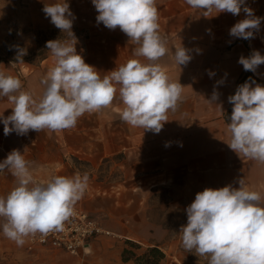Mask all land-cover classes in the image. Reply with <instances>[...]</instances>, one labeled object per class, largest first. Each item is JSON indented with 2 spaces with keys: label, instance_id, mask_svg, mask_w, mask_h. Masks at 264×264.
I'll use <instances>...</instances> for the list:
<instances>
[{
  "label": "clouds",
  "instance_id": "obj_1",
  "mask_svg": "<svg viewBox=\"0 0 264 264\" xmlns=\"http://www.w3.org/2000/svg\"><path fill=\"white\" fill-rule=\"evenodd\" d=\"M96 21L109 30L120 29L135 47L130 59L101 77L76 50L73 32L75 15L67 0L44 4L46 18L67 39L49 40L46 48L54 57L52 66L40 79L43 88L39 100L23 89L22 81L0 70V97L13 105L11 115L3 117L4 135L12 132L25 136L29 131L61 132L74 128L84 114L102 111L112 105L117 94L123 104L120 118L132 127L159 134L182 101L183 87L173 82L160 61L168 56L176 65H187L192 56L184 46L170 49L161 34L156 0H91ZM193 9L209 17L212 12L231 13L243 19L230 29L234 38L250 39L260 28L261 20L246 0H185ZM16 63H23L26 49L17 46ZM245 71L255 72L264 64V56L253 51L241 56ZM209 75H214L209 72ZM218 83H223L219 81ZM245 82L228 97L233 105L228 123L231 139L227 143L237 155L264 164V86ZM219 92L214 90L209 103L223 113ZM170 144L166 143L165 147ZM182 146V145H181ZM33 162L17 149L0 161V172L7 170L15 186L0 196V225L3 235L23 246L26 238H41L60 231L74 215V209L87 188L89 174L53 175L39 181L33 175ZM221 188L197 192L185 209L187 223L179 229L185 251L207 257V264H264V196L248 189L244 178Z\"/></svg>",
  "mask_w": 264,
  "mask_h": 264
},
{
  "label": "crops",
  "instance_id": "obj_2",
  "mask_svg": "<svg viewBox=\"0 0 264 264\" xmlns=\"http://www.w3.org/2000/svg\"><path fill=\"white\" fill-rule=\"evenodd\" d=\"M156 4L159 10L160 31L167 39V46L173 49L182 45L192 56L186 66L180 67L168 56L160 61L170 79L184 87L178 109L168 113V122L164 124L159 134L144 132L142 128L132 127L123 122L120 118L123 104L117 94L110 107L97 113L84 114L74 128L61 132L29 131L25 136L12 132L5 136L4 125L0 122V161H3L13 149L20 150L28 161L33 162L34 178L44 181L53 175L76 174L78 171L69 159L75 154L84 157L94 156L97 160H102L107 156L125 153L127 150L133 160L136 161L135 158L138 156L137 162L140 163L142 155L145 157L144 163L153 165L156 170L167 163H181V159L177 160V151L188 146L187 135L194 133L198 148H212L210 152L198 153L201 156L200 161L210 160L207 161L208 166L201 170L205 172L203 177L221 173L215 172V166H222L228 151L231 150L227 144L231 139L228 132L230 121L225 120L228 97L236 90L237 83L245 72L238 61L241 56L248 57L253 51H259L264 56V19L261 20L259 30L254 32L252 38L246 40L234 38L229 34L231 27L244 18L243 11L238 16L212 12L209 17H205L202 11L188 6L185 0H156ZM246 4L254 10L257 17L264 18V0H246ZM85 5L87 7L84 8V20L89 23L86 29L88 38L84 39L82 45L76 44V50L87 64L93 66L103 77L130 59L135 58L147 63L143 57L133 55L135 46L119 28L109 30L102 23H97L98 13L91 0L85 2ZM54 62L51 54L33 68L3 64L0 65V70L19 78L23 89L39 100L43 91L40 79L54 66ZM209 72H213L214 75L210 76ZM251 75L261 82H255L252 84L253 87L256 84L264 86V64L259 65L255 72L251 71ZM219 81L223 83H218ZM214 90L220 94L217 103L222 102L223 113L215 103L207 101ZM12 107L6 97H0V114L3 117L11 115ZM172 138L175 142L170 143V149L172 147L178 149L170 150L168 155V147H165V144ZM161 140H164V144H161ZM156 147L164 149L165 154L160 155ZM109 148L113 150L109 152ZM233 157L235 160L229 165H241L246 174L245 178L251 181L249 185L264 188V164L243 155L239 156L235 152ZM91 164L94 165V162ZM147 169L149 167H146ZM248 174L250 176H247ZM15 182L10 172L7 170L0 172V196H6L15 186ZM101 190L88 183L83 198L75 207L93 219L112 218V214L105 208V203L108 202L106 197L113 194ZM102 222L106 228L113 227L114 231L127 240L135 241L131 234L137 226L148 234L160 232L148 220H143L142 223ZM123 247V241L114 242L110 238L99 237L91 242L85 254L77 257L60 250L36 247L26 254L6 255L0 259V264L7 261L12 264H122L120 255Z\"/></svg>",
  "mask_w": 264,
  "mask_h": 264
},
{
  "label": "rangeland",
  "instance_id": "obj_3",
  "mask_svg": "<svg viewBox=\"0 0 264 264\" xmlns=\"http://www.w3.org/2000/svg\"><path fill=\"white\" fill-rule=\"evenodd\" d=\"M88 1L90 0H67L75 15L72 30L77 38V44L81 45L84 39L88 38L86 29L89 23L84 20V8L87 7L85 2ZM55 2L58 0H0V65L36 67L39 62L52 54L46 48L47 41L67 39V34L61 33V30L56 28L42 11L44 4ZM17 46L27 51L23 56V63H16ZM187 136L188 146L179 149L176 154L177 160L181 159L182 162L167 163L156 170L153 165L144 163L145 157L142 155L140 163L137 162L138 156L135 158L136 161L133 160L127 150L125 153L107 156L102 160H97L94 156L84 157L78 154L69 158L78 172L89 174L88 183L91 186L113 194L111 197L105 196L108 200L105 208L112 214V218L94 217L104 229L115 235L110 239L114 242L123 241V244L131 241L143 247L158 245L166 255L163 264H207V257H198L194 252L184 250L179 233L180 227L187 223L185 209L193 202L197 192L205 188L217 189L230 184L239 187L237 181L244 178L249 190L260 192L264 196V188L249 185L251 181L245 178L246 174L241 165H229L235 160L232 150L228 151L222 166H215V172L221 171V173L203 177L205 172L201 170L208 166L207 161L210 160L200 161L201 156L198 153L210 152L212 148H198L194 133H189ZM174 142L172 138L166 143ZM161 144H164V140ZM155 149L160 155L165 154L164 149L159 147ZM177 149L168 147V155L170 150ZM108 150L110 152L113 149ZM172 156L174 157V153ZM93 162L94 165L91 164ZM146 167L149 169L146 170ZM143 220L153 223L160 232L148 234L137 226L131 234L135 240L133 241L125 239L114 231L113 227L106 228L101 224L102 221L142 223ZM3 222V218H0V225ZM27 251V240L23 246H17L15 242L7 239L0 229V259L9 254H26ZM5 264L12 263L7 261Z\"/></svg>",
  "mask_w": 264,
  "mask_h": 264
},
{
  "label": "built area",
  "instance_id": "obj_4",
  "mask_svg": "<svg viewBox=\"0 0 264 264\" xmlns=\"http://www.w3.org/2000/svg\"><path fill=\"white\" fill-rule=\"evenodd\" d=\"M113 236L115 235L104 229L98 221L75 207L74 215L64 223L62 230L52 232L44 238L39 234L28 237L27 250L33 251L36 247H43L77 257L85 254L91 242L97 238Z\"/></svg>",
  "mask_w": 264,
  "mask_h": 264
},
{
  "label": "trees",
  "instance_id": "obj_5",
  "mask_svg": "<svg viewBox=\"0 0 264 264\" xmlns=\"http://www.w3.org/2000/svg\"><path fill=\"white\" fill-rule=\"evenodd\" d=\"M246 81L261 83L251 75V71H245L237 83V87ZM235 91L232 95L235 94ZM232 108L233 105L229 103L228 111L225 117L227 122L230 121ZM120 259L122 264H163L166 260V255L158 245L143 247L138 243L126 241L121 251Z\"/></svg>",
  "mask_w": 264,
  "mask_h": 264
}]
</instances>
